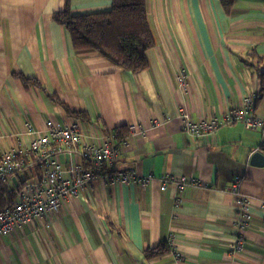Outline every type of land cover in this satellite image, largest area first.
Returning <instances> with one entry per match:
<instances>
[{
    "label": "crops",
    "instance_id": "obj_1",
    "mask_svg": "<svg viewBox=\"0 0 264 264\" xmlns=\"http://www.w3.org/2000/svg\"><path fill=\"white\" fill-rule=\"evenodd\" d=\"M69 2L73 16L108 12L112 0H0V154L26 147V124H79L83 143L134 126L114 171L150 178L91 184L55 214L0 238V264H264V167L249 165L264 139L240 124L203 138L182 132L177 109L193 120L221 118L256 96L264 121L258 72L264 59V0H236L225 14L218 0H145L154 46L147 70L132 74L94 52L76 53L53 21ZM184 71V84L177 81ZM30 80L25 84L21 79ZM83 113L86 120L71 119ZM153 122L157 124L154 125ZM69 156H62L66 164ZM75 161V160H74ZM250 201L241 251L231 181ZM193 182L161 190L163 179ZM174 237L171 253L146 259L147 249Z\"/></svg>",
    "mask_w": 264,
    "mask_h": 264
},
{
    "label": "built area",
    "instance_id": "obj_2",
    "mask_svg": "<svg viewBox=\"0 0 264 264\" xmlns=\"http://www.w3.org/2000/svg\"><path fill=\"white\" fill-rule=\"evenodd\" d=\"M184 71L177 76L183 86ZM256 96L243 98L241 107L228 111L221 118L193 120L185 106H179L178 116L182 132L195 138H203L215 133L219 128L240 124L245 130L259 131L264 139V121L254 113ZM156 125V122H153ZM29 142L26 147L18 145L0 154V184L15 190V200L10 207L0 210V238L47 216L55 214L63 201L71 203L80 198L91 184L102 182L109 186L136 182L145 188L150 178H141L133 172L114 171L117 156L127 147V139L141 133L134 126H128V138L112 144L110 136H102L97 143H83V135L77 122L71 121L60 125L52 120L45 122L42 129L30 124L25 125ZM264 143V141H263ZM262 143V144H263ZM71 160L61 162L62 156ZM75 160V161H74ZM14 179V182H13ZM241 178H234L227 193L234 198L236 207L237 233L229 251H241L245 244L243 232L251 222L250 201L240 191ZM185 178L175 181L173 178L161 181V190L169 186L182 189ZM170 253L176 263L183 258L174 250V237L167 240Z\"/></svg>",
    "mask_w": 264,
    "mask_h": 264
},
{
    "label": "trees",
    "instance_id": "obj_3",
    "mask_svg": "<svg viewBox=\"0 0 264 264\" xmlns=\"http://www.w3.org/2000/svg\"><path fill=\"white\" fill-rule=\"evenodd\" d=\"M236 0H218L225 14H229ZM53 21L63 26L71 40L76 53L94 52L109 63L134 75L147 70L146 53L153 48L152 38L145 7V0H112L110 11L83 16H73L67 1L61 12L52 16ZM263 69L257 76L261 84V94H264V59H258ZM25 84L31 83L16 76ZM65 109V108H64ZM66 114L74 120H86L83 113ZM116 143L128 138L126 128L114 131ZM264 152V143L259 148ZM15 200V190L0 184V210L10 207ZM170 252L167 242L157 248L144 252L146 259H155Z\"/></svg>",
    "mask_w": 264,
    "mask_h": 264
},
{
    "label": "water",
    "instance_id": "obj_4",
    "mask_svg": "<svg viewBox=\"0 0 264 264\" xmlns=\"http://www.w3.org/2000/svg\"><path fill=\"white\" fill-rule=\"evenodd\" d=\"M249 165L254 167H264V155L261 152H256L252 154L249 160Z\"/></svg>",
    "mask_w": 264,
    "mask_h": 264
}]
</instances>
